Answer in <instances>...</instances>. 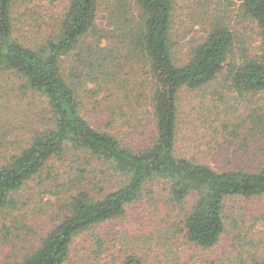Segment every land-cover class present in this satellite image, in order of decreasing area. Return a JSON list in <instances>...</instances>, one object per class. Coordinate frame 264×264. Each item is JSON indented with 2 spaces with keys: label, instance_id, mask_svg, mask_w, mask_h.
<instances>
[{
  "label": "rangeland",
  "instance_id": "rangeland-1",
  "mask_svg": "<svg viewBox=\"0 0 264 264\" xmlns=\"http://www.w3.org/2000/svg\"><path fill=\"white\" fill-rule=\"evenodd\" d=\"M119 1L128 4L127 10L133 7L137 18L134 0ZM67 4L14 0V37L27 46L43 45L57 33ZM115 4L116 0H99L95 24L103 32L102 40L98 42L99 31L90 32L76 51L63 57L61 67L67 81L78 87L84 117L124 144L140 147L154 133L150 80L143 59L130 55L126 40L116 32L122 23L112 18ZM171 17L177 65L185 63L214 25L226 26L236 35L227 59L232 66L246 54L261 52L259 30L237 0H173ZM102 54L110 71L105 77L93 73L86 60L89 56L93 62ZM226 74L224 69L208 85L178 94L177 154L215 169L253 165L262 153L258 148H264L262 141L250 137L246 119L255 109L264 114V94L239 98ZM44 107L43 99L26 93L16 78L0 71V163L43 127ZM50 169L18 190L13 206L0 209V263L20 261L29 254L62 216L63 202L77 190L100 198L122 181L109 165L84 152L67 153L50 162ZM163 187L151 184L122 216L76 237L64 264H121L130 253L144 264H264L263 199L229 200L223 233L215 245L202 248L188 242L181 230L191 205L171 203ZM94 237L102 243L98 254Z\"/></svg>",
  "mask_w": 264,
  "mask_h": 264
},
{
  "label": "trees",
  "instance_id": "trees-1",
  "mask_svg": "<svg viewBox=\"0 0 264 264\" xmlns=\"http://www.w3.org/2000/svg\"><path fill=\"white\" fill-rule=\"evenodd\" d=\"M237 1L243 14L255 22L262 47L259 54H246L232 66L227 59L234 51L236 35L228 27L214 25L185 63L177 65L171 40L173 0H134L135 19L133 7L127 10L128 4L116 0L112 18L122 23L116 32L126 40L130 55L143 59L150 80L154 133L148 143L131 147L84 117L78 87L67 81L61 67L63 57L76 51L90 32L99 31L98 42L102 40L103 32L95 24L99 0H67L57 33L34 47L13 35L14 0H0V71L16 78L26 93L43 99L47 114L43 127L0 163V209L13 206L18 190L42 170L51 173L49 163L71 152L102 160L122 180L100 198L91 197L86 189L77 190L63 202L62 216L29 254L20 261L0 264H64L76 237L122 216L154 183L164 185L171 203L191 205L181 220V230L188 242L202 248L215 245L223 233L229 200H264V148H258L262 153L253 165L216 169L176 151L181 90H198L227 69L229 86L239 98L264 94V0ZM97 59L90 62L88 56L89 68L108 76L106 58L102 54ZM246 119L250 137L264 143V114L255 109ZM94 241L98 254L101 239ZM121 264L144 262L130 253Z\"/></svg>",
  "mask_w": 264,
  "mask_h": 264
}]
</instances>
